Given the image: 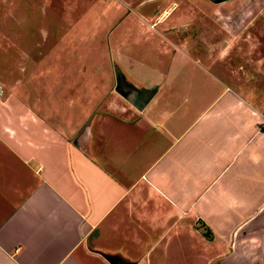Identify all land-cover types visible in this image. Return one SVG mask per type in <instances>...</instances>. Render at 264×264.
I'll return each instance as SVG.
<instances>
[{"label": "crops", "instance_id": "0c3cea01", "mask_svg": "<svg viewBox=\"0 0 264 264\" xmlns=\"http://www.w3.org/2000/svg\"><path fill=\"white\" fill-rule=\"evenodd\" d=\"M166 11L150 18L168 30L182 20L162 18ZM134 21L122 43L130 33L143 36ZM256 63L253 78L263 83ZM225 71L232 82L216 77L200 114H92L90 123L81 114L70 122L17 114L19 127L1 117L0 264H153L177 246L183 252L186 236L203 247L206 263L264 264V96ZM168 72L152 70L150 93L131 86L145 98L138 110L170 101ZM133 127L137 141L152 133L157 141L146 147L147 160L105 150L112 137L115 150L137 148ZM126 163L144 164L130 176Z\"/></svg>", "mask_w": 264, "mask_h": 264}, {"label": "rangeland", "instance_id": "374dc122", "mask_svg": "<svg viewBox=\"0 0 264 264\" xmlns=\"http://www.w3.org/2000/svg\"><path fill=\"white\" fill-rule=\"evenodd\" d=\"M91 1L94 0H0V127L1 117L9 118V126H18L14 116L17 114H54L67 122L76 116L79 119L81 114L89 123L92 114H200L217 78L232 82L225 68L235 74L241 89L264 93V75L258 77L263 83L253 78L257 76V61L264 68V0H226L217 2L219 6L212 0H175L178 6L174 0H170L171 6H166L167 2L162 5L163 0H98L89 4ZM141 1L145 2L139 6ZM204 3L207 11L211 5L212 9L217 8L216 12L211 10L208 15L202 6L197 7ZM164 9L168 15L162 18L174 14L182 21L168 30L165 21L154 24L159 18L150 17L158 16ZM220 15L230 18L215 22ZM134 20L143 27V36L130 33L122 43V37L127 35L124 27L131 30ZM202 20L206 22L205 28H198L195 23ZM188 28L206 30L205 39H189L184 33ZM162 30H175L187 39L161 36ZM157 67L165 73L172 68L168 75L174 77L175 85L165 86L170 88V101L161 100L157 107L143 113L115 90L116 76L126 80L124 84H136L150 93L148 83L156 84L152 70ZM173 86L177 92L171 90ZM172 92L176 97L171 96ZM112 126V135L118 136L120 126L117 122H112ZM136 130L130 134V142L137 141ZM140 136L144 138L143 134ZM150 136L140 137L137 148L117 150L113 142L116 137H112L105 150L117 154L122 151L125 156L131 153V157L143 154L147 160L146 147L157 142L153 133ZM155 151L151 150L149 155ZM143 164L125 165L132 176ZM185 239L183 252L179 246L173 252L169 249L167 259L153 264H209L203 247L189 246L187 236Z\"/></svg>", "mask_w": 264, "mask_h": 264}, {"label": "flooded vegetation", "instance_id": "af4514ba", "mask_svg": "<svg viewBox=\"0 0 264 264\" xmlns=\"http://www.w3.org/2000/svg\"><path fill=\"white\" fill-rule=\"evenodd\" d=\"M223 1H226V0H212V2H214V3H222ZM218 3H217V5L216 6H219L218 5ZM177 4V6L179 5V3H176ZM205 4V3H204ZM197 5V7H203V10H204V12L206 13V14H211L210 13V11L212 10V11H215L216 12V9L217 8H214V9H212L211 7V5H209L208 7H209V9H211L210 11H207V8H204V7H206L207 5L205 4V5ZM189 6V5H188ZM215 6V7H216ZM206 9V10H205ZM218 10H220V9H218ZM221 13V12H220ZM211 17H212V15H210ZM223 18H230L229 17V15H220V16H217L216 18H215V22H217V23H220V20H221V22H223V21H225V19H223ZM223 19V20H222ZM195 25H197L198 26V28H200V27H202L203 28V26L204 25H206V22H205V20H202V21H200V23L198 22V24H196L195 23ZM204 28H205V26H204ZM197 32H199L198 34H196ZM231 32V31H230ZM234 32V31H233ZM185 33H186V35H188V36H190L189 37V39L190 38H193V37H197V38H202L203 36H205V34H206V30H201V29H198V30H196V29H194V31H192L191 30V28H188V29H186V31H185ZM235 33V32H234ZM186 37V36H185ZM124 81H126V80H123V82ZM127 87H130V85H127V84H125ZM136 98H137V100H141V99H145L144 98V96L143 95H141L140 93H136ZM137 107V106H136Z\"/></svg>", "mask_w": 264, "mask_h": 264}, {"label": "water", "instance_id": "95a60500", "mask_svg": "<svg viewBox=\"0 0 264 264\" xmlns=\"http://www.w3.org/2000/svg\"><path fill=\"white\" fill-rule=\"evenodd\" d=\"M122 77L116 76V87L115 90L124 98L132 102L137 108H142L144 105V100H137L136 98V93L133 92L131 87H127L123 80L121 79ZM83 142V141H82ZM81 142V143H82ZM83 146V145H82Z\"/></svg>", "mask_w": 264, "mask_h": 264}]
</instances>
